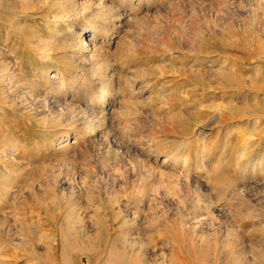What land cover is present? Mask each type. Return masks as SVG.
<instances>
[{"label":"rangeland","instance_id":"rangeland-1","mask_svg":"<svg viewBox=\"0 0 264 264\" xmlns=\"http://www.w3.org/2000/svg\"><path fill=\"white\" fill-rule=\"evenodd\" d=\"M262 84L264 0H0V264H264Z\"/></svg>","mask_w":264,"mask_h":264},{"label":"bare ground","instance_id":"bare-ground-1","mask_svg":"<svg viewBox=\"0 0 264 264\" xmlns=\"http://www.w3.org/2000/svg\"><path fill=\"white\" fill-rule=\"evenodd\" d=\"M90 41V42H89ZM94 41V39L93 38H89L88 40H87V42H89V43H87V45L89 46V44H92V42ZM236 76V75H235ZM235 76H232V77H229V80H230V78L231 79H234V81L235 82H238V80H236V77ZM226 77V76H225ZM242 78V77H241ZM224 79V78H223ZM255 79L256 78H250L249 80L251 81L250 83H255L256 81H255ZM230 83V82H229ZM263 85V84H262ZM207 86V85H206ZM252 87V86H251ZM261 88V87H260ZM263 88H264V85H263ZM42 238V237H41ZM46 237H43V239H44V244H46V242H45V239ZM53 249V248H52Z\"/></svg>","mask_w":264,"mask_h":264}]
</instances>
